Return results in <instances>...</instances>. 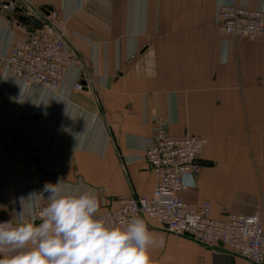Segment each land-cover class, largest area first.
I'll return each mask as SVG.
<instances>
[{
	"label": "crops",
	"instance_id": "1",
	"mask_svg": "<svg viewBox=\"0 0 264 264\" xmlns=\"http://www.w3.org/2000/svg\"><path fill=\"white\" fill-rule=\"evenodd\" d=\"M29 1L58 12L79 59L55 90L7 72L4 58L21 32L8 26L0 0V131L13 128L40 151L35 174L0 182V222L32 221L33 208L47 203L46 183L93 189L100 212L151 196L146 140L160 116L174 135L212 143L196 176L185 177L182 198L210 200L215 219L260 212L264 224V37L238 41L218 31V8L230 0ZM241 1L264 10V0ZM83 74L88 85L76 90ZM150 232L153 264H253L221 246Z\"/></svg>",
	"mask_w": 264,
	"mask_h": 264
},
{
	"label": "built area",
	"instance_id": "2",
	"mask_svg": "<svg viewBox=\"0 0 264 264\" xmlns=\"http://www.w3.org/2000/svg\"><path fill=\"white\" fill-rule=\"evenodd\" d=\"M3 8L10 13L9 27H13L14 16L22 23L21 36L4 58L6 71L26 85L57 89L79 59L78 52L54 21L57 11L29 0H6ZM216 26L221 34L238 41L259 40L264 37V10L250 8L241 0H230L218 8ZM88 79L83 74L75 89L84 90ZM208 143V138L188 131L181 136L174 135L169 121L155 117L145 150L146 160L156 176L152 195L131 196L120 200L117 206H106L99 214L116 222L139 216L149 231L161 228L209 247L221 246L253 264H264V224L260 212H228L224 219H215L210 200L192 206L180 195L189 187L185 177L199 172ZM39 154L33 140L26 139L17 130L0 131V182L21 174H35ZM46 204L33 208L32 221L41 222L39 212Z\"/></svg>",
	"mask_w": 264,
	"mask_h": 264
},
{
	"label": "clouds",
	"instance_id": "3",
	"mask_svg": "<svg viewBox=\"0 0 264 264\" xmlns=\"http://www.w3.org/2000/svg\"><path fill=\"white\" fill-rule=\"evenodd\" d=\"M40 223L0 222V264H153L154 238L142 217L99 214L95 191L46 183Z\"/></svg>",
	"mask_w": 264,
	"mask_h": 264
},
{
	"label": "rangeland",
	"instance_id": "4",
	"mask_svg": "<svg viewBox=\"0 0 264 264\" xmlns=\"http://www.w3.org/2000/svg\"><path fill=\"white\" fill-rule=\"evenodd\" d=\"M44 7H46V5L44 6ZM47 8V7H46ZM48 9V8H47ZM49 10H51V9H49ZM53 10V9H52ZM57 19H58V12H57V16L55 17V19H54V21L57 23ZM22 23H21V21H18V18L16 17V16H14V21H13V25H21ZM8 25H9V20H8ZM256 41V40H255ZM155 124V123H154ZM251 130V127L247 124V129H246V131H250ZM188 132H190V131H188ZM209 145H208V147H206V149H205V152L208 150V148L210 147V145L212 144L211 143V140H209V143H208ZM246 146H248V151L251 153V155H252V153H253V147H252V140L250 141V140H248V142H247V144H246ZM205 152L203 153V154H205ZM212 153H213V157L211 158V163H214L215 161H216V159L215 158H217V156L220 154L219 152H217L216 151V154H217V156H215L216 154H215V147L214 148H212ZM203 156V155H202ZM234 213H236V212H234ZM169 232V231H168ZM171 233V232H170Z\"/></svg>",
	"mask_w": 264,
	"mask_h": 264
},
{
	"label": "water",
	"instance_id": "5",
	"mask_svg": "<svg viewBox=\"0 0 264 264\" xmlns=\"http://www.w3.org/2000/svg\"><path fill=\"white\" fill-rule=\"evenodd\" d=\"M46 7L48 8V9H53V7L52 6H49V5H46ZM41 25V24H40Z\"/></svg>",
	"mask_w": 264,
	"mask_h": 264
}]
</instances>
